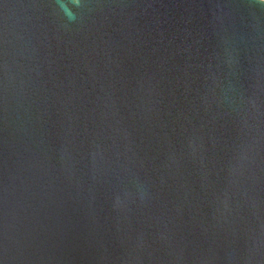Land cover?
Instances as JSON below:
<instances>
[{
    "label": "water",
    "instance_id": "1",
    "mask_svg": "<svg viewBox=\"0 0 264 264\" xmlns=\"http://www.w3.org/2000/svg\"><path fill=\"white\" fill-rule=\"evenodd\" d=\"M0 264H264V0H0Z\"/></svg>",
    "mask_w": 264,
    "mask_h": 264
}]
</instances>
